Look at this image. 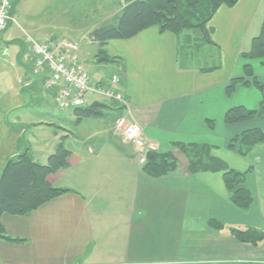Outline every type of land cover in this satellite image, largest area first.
<instances>
[{
  "label": "crops",
  "instance_id": "0c3cea01",
  "mask_svg": "<svg viewBox=\"0 0 264 264\" xmlns=\"http://www.w3.org/2000/svg\"><path fill=\"white\" fill-rule=\"evenodd\" d=\"M70 1L77 0H61ZM18 7L19 1L13 12L16 24ZM121 10L122 4L116 15ZM263 21L264 0H240L233 8L218 10L208 26L209 41L198 31L178 39L152 27L133 39L108 42L105 51L116 59L110 65L112 75L118 68L123 71L129 107L89 94L86 99H94L86 103L87 108L96 103L105 108L101 116L80 122L74 110L50 112L48 103L54 102V96L44 87L48 75L33 73L32 47L26 36L38 43L47 41L40 42L24 30V38L18 40L10 23L2 35L0 83L15 98L0 110V133L8 139L5 144L0 140V180L6 167L25 155L34 164L46 165L62 141L71 157L69 168L48 178L54 188L68 193L27 216H2L7 236L24 242L0 240V264L264 263L260 258L264 243L244 245L227 230L264 231V144L245 156L229 149L244 131H264V119L232 126L224 121L234 107L258 110L264 104V89L252 84H239L232 95L227 93L234 79L252 81L245 66L251 67L264 88L262 63L256 68V62L243 57ZM200 39L214 51L198 63L182 62L183 46ZM79 57L82 60L81 53ZM110 77L91 81L107 85ZM122 117L141 127L154 151L175 159L173 173L154 178L144 172L133 148L115 134V124ZM90 120H94L91 132L86 123ZM178 143L208 145L211 155L229 168L251 171L246 181L254 196L251 208L242 211L231 203L222 173L191 174ZM211 220L226 229H212Z\"/></svg>",
  "mask_w": 264,
  "mask_h": 264
},
{
  "label": "trees",
  "instance_id": "16d2710c",
  "mask_svg": "<svg viewBox=\"0 0 264 264\" xmlns=\"http://www.w3.org/2000/svg\"><path fill=\"white\" fill-rule=\"evenodd\" d=\"M17 1L14 2L13 11ZM240 0H123L122 10L112 22L95 28L90 35V40L99 46L96 61L100 65H109L116 61L105 51V46L110 41H126L137 37L143 31L156 27L160 33L174 34L178 39L185 33L198 31L202 37L209 41L210 22L218 10L225 6L235 7ZM247 60H258L264 66V21L261 32L254 38L250 52L243 55ZM246 77L252 78V83L245 79H234L227 88L228 95H232L239 84L254 85L263 91V86L254 77L250 66H245ZM105 105L96 103L90 107L76 110L79 122L83 119L99 117ZM258 119H264V104L258 110L238 106L227 111L224 121L226 125H238ZM264 144V131L253 128L244 131L234 138L229 145L230 150H238L242 156L247 155L252 148ZM180 151L189 161V172H220L223 174L224 183L233 205L242 211L251 208L254 202L252 191L247 187L248 172H238L229 168L224 162L211 155L208 145L177 144ZM68 151L63 141L56 151L49 157L46 165H37L25 155L18 161H12L5 169L0 180V240L10 243L24 241L12 239L7 236L2 224V216H27L42 205L68 193L67 190L54 188L48 181L51 175L69 168ZM177 169V162L170 154L156 151L147 153V162L143 167L144 172L154 178H159L173 173ZM212 229L221 231L226 229L221 222L211 220ZM230 235L238 242L260 247L264 243V231L256 228L238 229L227 228Z\"/></svg>",
  "mask_w": 264,
  "mask_h": 264
},
{
  "label": "rangeland",
  "instance_id": "374dc122",
  "mask_svg": "<svg viewBox=\"0 0 264 264\" xmlns=\"http://www.w3.org/2000/svg\"><path fill=\"white\" fill-rule=\"evenodd\" d=\"M120 4H123V0H77L76 2L70 1L69 3L61 2V0H20V8L18 7L17 14L14 16L17 24L12 23L9 28L12 29L18 40L24 38V30L26 33L36 36L40 42L43 40L77 42L80 46L85 69L90 78L92 77L93 81H96L97 78L101 81L107 80L113 72V68L110 66L112 64L100 65L96 61L94 56L97 54L99 46L91 42L89 30L93 26L94 28H98L103 24L113 23L112 20L120 10ZM198 35L202 37L200 32ZM182 41L185 42L184 37ZM213 51L214 49L209 48L203 42V39L191 40L189 44L183 46L180 59L182 62L187 60V62L198 63L206 60L207 54ZM253 61L258 64L256 68L261 66L260 61ZM261 67L264 68L263 65ZM14 86L17 89H21L22 87L16 81H14ZM14 98V94L4 90L0 83V110H6ZM93 99L94 96H89L86 102L90 105ZM48 105L50 112L55 114L73 112L58 109L53 101H50ZM5 122L3 117V123ZM86 123H88V128H90L91 132L92 128H94V120L87 121ZM52 133L51 131V137ZM78 133L84 134L85 130H79ZM0 140L1 144H5L8 139L3 138L2 133H0ZM147 142L150 146H154L148 140ZM260 258L264 257L260 256Z\"/></svg>",
  "mask_w": 264,
  "mask_h": 264
},
{
  "label": "built area",
  "instance_id": "2783aa9c",
  "mask_svg": "<svg viewBox=\"0 0 264 264\" xmlns=\"http://www.w3.org/2000/svg\"><path fill=\"white\" fill-rule=\"evenodd\" d=\"M15 0H0V51L4 44L2 34L13 23V7ZM25 41L32 47L33 72L35 75H48L45 88L54 94L55 104L60 110H75L86 105L89 93L103 97L112 103L124 107L129 106L124 93V74L116 72L108 85L93 87L91 79L82 62L77 58L79 47L72 42L55 44L53 42L38 43L30 36ZM115 134L124 144L131 145L140 164H145L147 153L152 150L143 136L141 127L136 123L121 118L115 126Z\"/></svg>",
  "mask_w": 264,
  "mask_h": 264
}]
</instances>
